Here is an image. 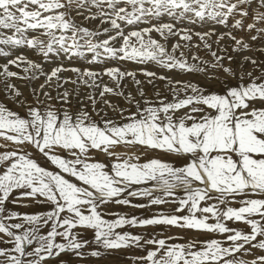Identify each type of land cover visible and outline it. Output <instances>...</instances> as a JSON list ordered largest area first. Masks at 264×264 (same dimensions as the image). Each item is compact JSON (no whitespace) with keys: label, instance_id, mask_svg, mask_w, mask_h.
<instances>
[{"label":"snow or ice","instance_id":"snow-or-ice-1","mask_svg":"<svg viewBox=\"0 0 264 264\" xmlns=\"http://www.w3.org/2000/svg\"><path fill=\"white\" fill-rule=\"evenodd\" d=\"M0 57V264H264V0H0ZM121 62L205 83L141 68L167 81L153 101Z\"/></svg>","mask_w":264,"mask_h":264},{"label":"bare ground","instance_id":"bare-ground-1","mask_svg":"<svg viewBox=\"0 0 264 264\" xmlns=\"http://www.w3.org/2000/svg\"><path fill=\"white\" fill-rule=\"evenodd\" d=\"M21 51H25V50H21ZM25 54L27 55H31L30 52H26ZM201 55H203V53H201ZM0 62H3V58L0 57ZM116 62H111L112 66H115ZM77 66H85L83 64V62H79ZM120 66L123 69H127L128 71H135L136 72V79H139L141 81L140 84V88L143 89L145 97L150 99V97H155L154 99L156 100V96L155 93L156 92H160L161 96H166L169 99H171V95L170 92L168 91V89L165 87L167 81H161L159 79H154L153 82L151 84L148 83V78L144 77L139 69L141 68H146L149 71H154L157 73V75H166L169 76L170 78H172L173 80H182V81H187V80H191L193 82L199 81L200 83H205V81L203 80L202 77L198 76V75H194V74H187V73H182V72H176V71H166L163 70L161 68H159L158 66L154 65V64H145V65H137L131 62H121ZM94 69H99L101 66L99 65H92L91 66ZM64 75H71V73H64ZM105 82L110 83L111 82L108 80L107 77H104ZM121 89L125 92V94L127 93H131L133 95V97H135L136 99H140V97L137 94V86L133 83L132 79L130 77H126L124 80H122L121 82ZM82 91H84V89H82ZM27 94V93H26ZM97 96H98V92H97ZM106 99H108L113 105H118L119 107L125 108L127 110H130V108L134 109V104L129 108L128 107V103L125 101L123 96H106ZM151 100V99H150ZM154 100V101H155ZM142 103V101H141ZM10 108H13V110H16L18 112L21 113V115H23L22 110L19 109L18 106L9 104L8 105ZM97 108L101 109L102 114L104 112L107 113V115L112 118V119H119V115L118 114H114L113 111L111 109L106 108L102 103L98 102L97 104ZM95 115V114H94ZM93 115V116H94ZM5 143V141H3L2 139H0V144ZM14 146L9 144V148H13ZM3 149H0V151H2ZM117 151L120 152H126L129 151L128 149L119 147L116 149ZM30 151H33L34 155H37V158L40 159V162L45 166L48 167V165L46 163H43L44 159L40 158L38 156V154H36L34 152V150L30 149ZM139 154V153H138ZM91 155L93 156V158L95 159H99V160H103L104 156L101 153L95 152L93 151L91 153ZM142 155V159H143V155L145 154H141ZM146 155L148 157H160L162 159H169V157L159 151H148L146 153ZM50 167V166H49ZM54 167V166H52ZM178 195H183L182 192H178ZM133 203H146L145 200L143 199H133L132 200ZM174 205L171 204H167V205H161V206H153L151 209H134V208H130V207H126V206H118V205H114V204H109L106 206L105 208V212L108 211H112V212H121L127 215H136V216H149L151 215V213L153 211H157V210H166V208H173ZM37 210H40L37 208ZM114 217H109L107 215H105V219H112ZM230 226L232 227H241L244 228L245 226L239 223L236 224H230ZM165 230H171V231H177L179 229L176 228H171V229H165L162 226H149L147 228H130L128 226H125L123 229H118V231H130L134 234H144V233H148V234H153V233H160V232H164L166 235H168V233ZM190 231V230H189ZM194 235H191V234ZM173 235H182L184 236L186 239L187 238H196L198 237L199 239H205V238H209L211 236V234H207V233H196L194 231L188 232V231H183V232H179ZM183 242V241H180ZM143 254L141 252V250L136 249V248H130V249H124L121 250L118 253H115L113 255H110L108 257H106L103 261H108L110 264H131V261L128 259H125L124 257L127 256H135V255H141ZM66 258V257H65ZM101 261V262H103ZM101 262H97L95 260H92L90 262V264H101Z\"/></svg>","mask_w":264,"mask_h":264},{"label":"rangeland","instance_id":"rangeland-1","mask_svg":"<svg viewBox=\"0 0 264 264\" xmlns=\"http://www.w3.org/2000/svg\"><path fill=\"white\" fill-rule=\"evenodd\" d=\"M155 97L153 96V97H150V99L151 100H155L154 99ZM132 105H129L128 104V107L130 108ZM130 110H134L133 108H130ZM94 115V114H93ZM93 119H96V116L94 115L93 116ZM43 163H45V161H43ZM47 164V163H46ZM48 165V167L50 166L49 164H47ZM50 167H52V166H50ZM171 208H166V210H170ZM19 211H21V212H24V211H32L33 210V208H29V209H24V208H20V209H18ZM37 210V209H36ZM167 233H168V235H173V234H176V233H179V232H183V231H188V232H191V231H189V230H177V231H171V230H165ZM191 235H194L193 233L191 234ZM101 264H110L108 261H103V262H101Z\"/></svg>","mask_w":264,"mask_h":264}]
</instances>
